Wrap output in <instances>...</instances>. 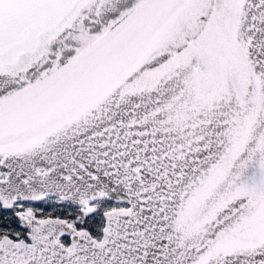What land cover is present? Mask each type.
Wrapping results in <instances>:
<instances>
[{
  "label": "snow or ice",
  "instance_id": "obj_1",
  "mask_svg": "<svg viewBox=\"0 0 264 264\" xmlns=\"http://www.w3.org/2000/svg\"><path fill=\"white\" fill-rule=\"evenodd\" d=\"M0 264H264V0H0Z\"/></svg>",
  "mask_w": 264,
  "mask_h": 264
},
{
  "label": "rangeland",
  "instance_id": "obj_2",
  "mask_svg": "<svg viewBox=\"0 0 264 264\" xmlns=\"http://www.w3.org/2000/svg\"><path fill=\"white\" fill-rule=\"evenodd\" d=\"M42 207H47V210L50 211V212H52L53 215H56V214H64V213L62 212V209L59 208V207H57L56 209H52L51 207L43 206V205H42Z\"/></svg>",
  "mask_w": 264,
  "mask_h": 264
}]
</instances>
